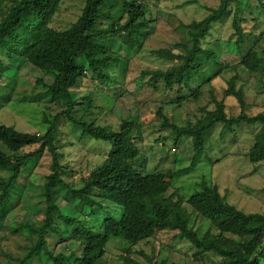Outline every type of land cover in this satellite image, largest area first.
Returning a JSON list of instances; mask_svg holds the SVG:
<instances>
[{
    "label": "trees",
    "instance_id": "obj_1",
    "mask_svg": "<svg viewBox=\"0 0 264 264\" xmlns=\"http://www.w3.org/2000/svg\"><path fill=\"white\" fill-rule=\"evenodd\" d=\"M61 1L0 0V107L11 102L12 92L17 85L16 78L1 69L13 56L21 57L24 63L41 70L50 79L46 81L41 77L36 80L40 103L62 101L65 104L61 112L52 117H43L48 127L42 134L0 125V174L10 172L8 177L0 176V206L13 194V183L23 166L32 169L44 152L52 156L51 172L45 175L42 185V194L46 199L45 221L38 229V240L31 252L18 264H27L40 249L53 260V264H62V258L70 260L64 264H98L105 254L106 246L114 239H122L121 258L126 263L142 264L132 257L135 246L152 238L157 231L166 229L177 230V235L188 239L201 256L208 253L220 256V260L213 264H264V212L246 213L207 179L190 197L168 195L173 178L181 170L143 173L141 167L147 162L148 154L142 152L138 144L143 138L140 120L136 121L130 114L131 118H122L115 126L108 122L102 124L98 118L89 122L74 115L78 106L82 107L86 115H91L95 110L102 114L114 113V105L108 99V92L103 89L112 76L104 65L113 57L115 41L131 45L132 35L136 33L141 47L147 39L142 34L143 23L147 22L148 28L155 27L150 24L151 19L148 17L151 12L149 0H119L122 3L119 17L108 14L107 0H85L77 20L69 28L59 30L50 23L60 10ZM229 3L230 0H221L217 8L207 7L209 14L202 20L181 22L193 41L192 48H187L183 42L178 44L185 48L186 53H172L167 48L153 50L164 59L173 62L179 59V63L165 69H146L142 73L143 77L150 75L149 84L154 89L170 91L169 101L163 103L156 113L161 120L160 127L170 129L175 141L184 136L192 138L195 155L191 165L207 151L206 132L220 123L223 131L230 129L234 133L241 124H257L253 144L246 154L254 163L264 162V111L255 115L248 113L257 103L249 101L247 92L236 87V77L230 79L226 94L237 98L239 113L230 115L225 99H218L213 91L211 102L198 105L195 121H189L187 125L174 123L163 113L167 106L188 103L189 100L199 102L205 84L221 74L223 67L220 69L215 49L203 42L210 36L215 23L226 16ZM249 6L251 8V3ZM255 7L257 11H262L264 0H258ZM259 18L255 15L248 21H262ZM239 20L248 22L242 13L241 16L239 12L235 14L233 25L236 30L231 36L232 39L236 36L233 40V60L224 69H236L234 62L237 61L250 72L263 71V57L256 48L264 40V29L254 37L255 41L248 52L241 54L246 44V32ZM80 56L86 58L88 67L80 64ZM213 69L217 72L210 75ZM89 72L97 76L99 84L80 93L77 88L79 81L87 77ZM192 74L194 76L190 77ZM193 78H196V85L192 84ZM183 89L188 90V94L185 95ZM112 98L114 102L117 99L115 96ZM65 120L71 122L74 129H79L81 138L103 141L111 147L104 162L90 170V174L82 178L78 185L67 183L62 175L64 167L60 157L64 155L65 145L61 123ZM35 144H39L37 149L21 154L23 148ZM55 184L64 185L81 200L84 210L77 217L62 213L52 193ZM97 197L117 204L120 218L111 216L99 224L95 223L85 209L94 214L92 207L97 204ZM193 210L210 220L216 232L209 231L202 237L190 227L189 215ZM70 226L75 229L69 236L82 253H77L76 247L68 250L67 246L64 251H52L51 240L67 237V228ZM197 253L196 258L199 255ZM145 258L147 264H167L166 261H154L148 254H145Z\"/></svg>",
    "mask_w": 264,
    "mask_h": 264
},
{
    "label": "rangeland",
    "instance_id": "obj_2",
    "mask_svg": "<svg viewBox=\"0 0 264 264\" xmlns=\"http://www.w3.org/2000/svg\"><path fill=\"white\" fill-rule=\"evenodd\" d=\"M263 0H260L262 2ZM85 0H62L60 10L56 13L50 25L65 30L77 20L81 14ZM251 3V8L249 4ZM107 12L109 15L119 17L122 12V3L119 0H107ZM151 12L148 15L150 24L155 27L148 28L147 22L143 23V35L147 37L140 47V42L133 33V42L126 45L119 40L114 42L112 59L104 65L110 71L111 78L103 89L108 92V99L114 105L113 114H102L95 110L91 115L84 114L81 106L74 111V115L83 117L91 122L98 118V122L111 123L115 126L122 118L132 117L142 123V140L138 141L142 152H147L148 158L141 167L143 173H167L168 171H179L172 181L168 195H175L185 198L200 189L204 179L215 183L220 192L226 195L228 200L246 213L264 212V162L254 163L246 153L253 144L254 133L258 130L257 124H241L233 130H224L220 123L206 132L207 151L194 160L195 149L191 137H181L174 140V134L170 129L160 127L161 120L156 111L163 103L170 99V91L154 89L149 84L150 75L142 73L146 69L170 68L174 62L164 59L153 52L154 49L167 48L176 54L186 53L180 42L185 43L187 48L193 47V41L188 37L187 28L181 22H192L202 20L208 14L209 8H217L221 0H149ZM258 0H230V7L226 16L216 22L211 30L210 36L203 42L208 43L217 53V61L220 62L221 74L214 80L205 84L199 102L190 101L184 104L167 106L163 109L172 122L179 125H187L189 121H195V114L198 105L211 102V92L218 99H225L228 104L227 112L231 115L239 113V102L235 96L226 94L229 81L236 77V87L247 92L249 101H255L248 113L255 115L264 111V40L257 46L262 55L263 71L250 72L244 69L237 61L234 62L236 69H224L230 60H233L235 49L234 39L231 38L235 32L233 25L234 16L237 12L244 15L245 19H253L255 15L262 18L257 22H241L246 32L245 47L241 54L248 52L250 45L255 41V36L264 29V8L257 11ZM262 4V3H261ZM259 18V19H260ZM107 26V24H106ZM232 39V40H231ZM223 42V43H222ZM263 49V51L261 50ZM237 53V52H236ZM236 59V58H235ZM21 57L13 56L12 60L6 62L1 69L7 70L8 74L16 78L17 85L12 92L11 102L0 107V125H11L27 132L42 134L48 127L44 116L52 117L65 108L62 101L40 103L38 99L37 78L50 79L45 74ZM79 62L85 67L89 66L84 56L79 57ZM217 70H210L209 74L214 75ZM194 74H192L193 77ZM196 78L192 84L196 85ZM94 84H99L97 76L89 72L87 77L80 79L79 92L92 89ZM186 95L188 90L183 89ZM116 97L114 102L112 97ZM103 103L101 99H98ZM254 103V102H253ZM1 105V103H0ZM138 115L140 118H138ZM63 131L62 141L65 145L64 155L60 157L64 167L63 179L70 184L78 185L82 178L90 174V170L100 166L110 152V144L90 138H81L80 131L72 126L69 121L61 123ZM39 147V144L27 146L21 150V154L31 152ZM52 156L44 152L36 165L31 169L22 167L17 179L14 181L13 194L0 206V264H18L30 252L38 240V229L44 224L46 199L42 194V185L45 175L51 172ZM67 171V172H66ZM0 176L9 175L3 172ZM64 184L63 182H61ZM62 184L53 186V196L59 204L64 215L78 216L83 212V203ZM97 204L92 209L94 214L85 209L86 214L91 216L97 224L107 217L120 218V207L106 199L97 197ZM189 225L195 229L200 236L209 231L216 232L210 220L203 217L196 210L189 215ZM29 226L31 228H29ZM62 228V226H61ZM74 227L67 228V237H57L51 240L52 251H64L75 248L74 240H71V233ZM65 230V229H64ZM177 230H161L156 234L135 246L136 251L133 258L142 264H147L145 254L153 257L154 261H166L167 264H213L220 260V256L206 254L201 256L197 253L195 246L186 238L177 235ZM70 238V239H69ZM69 239V240H68ZM67 250V251H68ZM75 251L81 254L79 247ZM145 252L144 254L141 253ZM197 253L198 258L195 257ZM53 254H56L55 252ZM123 254L122 239L111 240L106 246L105 254L98 264H128L121 258ZM70 260L62 258L61 263H68ZM27 264H53V260L45 255L40 249L35 252Z\"/></svg>",
    "mask_w": 264,
    "mask_h": 264
}]
</instances>
